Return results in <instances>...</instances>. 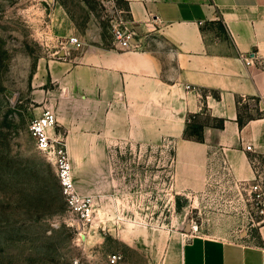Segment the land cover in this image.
Wrapping results in <instances>:
<instances>
[{
  "label": "rangeland",
  "instance_id": "rangeland-1",
  "mask_svg": "<svg viewBox=\"0 0 264 264\" xmlns=\"http://www.w3.org/2000/svg\"><path fill=\"white\" fill-rule=\"evenodd\" d=\"M57 1L80 30L98 19L113 34L104 0H0V264H112L113 254L119 264H152L163 251L166 263L193 235L254 240L264 222V156L253 159L257 178L241 181L222 154L171 139L135 143L100 169L86 167L95 154L70 153L79 189L98 199L91 226L72 212L55 161L30 130L48 107L38 61L69 40L52 32ZM247 106L245 115L259 114Z\"/></svg>",
  "mask_w": 264,
  "mask_h": 264
},
{
  "label": "crops",
  "instance_id": "crops-1",
  "mask_svg": "<svg viewBox=\"0 0 264 264\" xmlns=\"http://www.w3.org/2000/svg\"><path fill=\"white\" fill-rule=\"evenodd\" d=\"M105 1L127 11L137 47L122 48L98 19L80 30L57 1L52 32L87 45L40 58L34 75L48 93L46 106L57 111L56 133L69 153L87 160L95 154L86 167L100 169L110 154L134 152L135 143L171 139L222 154L238 180L257 178L253 159L264 156V0ZM245 105L259 114L242 127ZM190 116L205 122L204 141L186 138ZM182 244L176 261L164 263L163 251L152 264H264V222L248 243L193 235Z\"/></svg>",
  "mask_w": 264,
  "mask_h": 264
},
{
  "label": "built area",
  "instance_id": "built-area-1",
  "mask_svg": "<svg viewBox=\"0 0 264 264\" xmlns=\"http://www.w3.org/2000/svg\"><path fill=\"white\" fill-rule=\"evenodd\" d=\"M111 9L113 13L111 17V23L113 24L112 32L115 42L125 49L137 47V44L133 41L134 31L131 30L129 19L126 16L127 11L116 5L111 7ZM66 43L57 52L59 56L64 52L68 53L70 50L68 47L70 46L82 50L87 45L79 36L69 37ZM245 59L249 64L254 62V56H245ZM262 67L264 68V63ZM57 126L58 115L56 110L47 107L41 115L32 120L30 130L35 138L37 148L56 163L62 192L69 208L78 216L84 226H91L97 217V196L91 193H83L79 189L67 142L60 134L56 133ZM251 148L252 146L249 145L248 149ZM259 187V184L254 186L255 189ZM122 258L120 254L110 256L112 264H119Z\"/></svg>",
  "mask_w": 264,
  "mask_h": 264
},
{
  "label": "trees",
  "instance_id": "trees-1",
  "mask_svg": "<svg viewBox=\"0 0 264 264\" xmlns=\"http://www.w3.org/2000/svg\"><path fill=\"white\" fill-rule=\"evenodd\" d=\"M243 112H240L239 114V123L242 127L247 123L248 119L253 118L252 115H245ZM197 118L198 116H190V120H188L187 123L185 136L186 138H194L198 141H204L205 122L199 121ZM213 124L216 127L223 128L225 125V120L222 118H214Z\"/></svg>",
  "mask_w": 264,
  "mask_h": 264
}]
</instances>
